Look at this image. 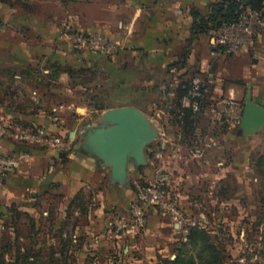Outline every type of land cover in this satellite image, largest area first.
Instances as JSON below:
<instances>
[{
	"label": "rangeland",
	"instance_id": "374dc122",
	"mask_svg": "<svg viewBox=\"0 0 264 264\" xmlns=\"http://www.w3.org/2000/svg\"><path fill=\"white\" fill-rule=\"evenodd\" d=\"M18 1L29 0H0V34L14 32L12 21L21 12ZM38 9L44 15L52 10ZM262 33L264 19L256 38ZM72 44L70 48H77ZM250 57L259 65L254 68L259 78L251 76L253 97L264 106V51ZM31 74L22 89L28 104L27 99L39 96L32 86L40 78ZM14 80L12 72L0 71V96L5 91L4 84ZM240 86L235 98L225 102L211 93L210 104L201 114H195L199 117L195 132L190 133L177 125L173 113L169 120L166 113L158 114L157 106L164 103L156 100L152 120L160 128V135L146 149L147 163L138 166L130 162L124 184L114 182L110 168L83 148L87 129L82 134L78 129L75 135L56 134L65 145L72 143L78 158L91 159L87 161L89 175L87 179L83 177L81 185L78 179H72L63 187L54 188L50 182L23 193L14 191L12 199L0 195V261L264 264V129L248 135L241 133L248 83ZM11 92L15 93V88ZM60 97L67 99L63 94ZM154 99L158 98L150 96V100ZM117 104L112 106L126 105ZM173 105L179 109L175 102ZM229 105L233 107L232 118L226 113ZM98 120L99 116L89 124H97ZM17 122L13 121L14 125L31 124L23 119ZM16 152L28 155L22 163L29 157L27 150ZM74 172L82 176L80 168ZM136 205L144 212L142 225L135 222Z\"/></svg>",
	"mask_w": 264,
	"mask_h": 264
},
{
	"label": "crops",
	"instance_id": "0c3cea01",
	"mask_svg": "<svg viewBox=\"0 0 264 264\" xmlns=\"http://www.w3.org/2000/svg\"><path fill=\"white\" fill-rule=\"evenodd\" d=\"M218 1L21 2V12L12 21L14 32L0 34V71H10L15 77V82L4 84L0 113L8 120L30 121L29 126H24L27 128H45L51 134L65 135L68 132L75 135L76 129L82 134L88 130L91 120L100 117V112L116 103L135 106L154 119L152 115L156 107L153 109V105L163 102L164 105L157 106V112L166 113L169 120L178 89L184 87L191 76L205 79L210 94L215 92L221 98L220 102L235 98L243 82L254 86L251 76L256 74L259 78L258 71L254 74V68L259 65L251 61L250 55L264 51V33L252 46L233 55L217 53L208 39L191 41V10L206 12L210 4ZM31 2L34 3L29 6ZM42 7L52 10L44 15L45 12L38 9ZM79 32L103 35L116 45V50L95 53L87 48H79L81 52L78 48H70L73 36ZM30 68L40 81H35L32 86L35 95H39L34 97L37 100L27 99L28 104L22 89L30 76L25 72ZM77 68L82 70L80 77H72L69 70ZM57 70L58 75L50 78ZM14 88L15 93L11 92ZM62 94L67 99H61ZM94 94L105 99L110 107L102 111L89 107ZM150 96L158 99L152 101ZM71 115L76 119L71 121ZM72 148V143H66L62 149L25 145L7 135H0V154L18 150L29 152V157L18 168L3 176L5 180L0 182V195L12 199L14 191L23 193L50 182L54 188L63 187L72 179H78L81 185L83 177L87 179L89 175L87 161L91 159L78 158ZM76 167L81 169L82 176L76 175Z\"/></svg>",
	"mask_w": 264,
	"mask_h": 264
},
{
	"label": "water",
	"instance_id": "95a60500",
	"mask_svg": "<svg viewBox=\"0 0 264 264\" xmlns=\"http://www.w3.org/2000/svg\"><path fill=\"white\" fill-rule=\"evenodd\" d=\"M99 123L88 125L83 148L97 156L110 168L114 182L125 183L129 164L147 163V147L160 135V128L135 106L112 107L99 117ZM264 129V106L253 99L252 84H248L241 133L253 134ZM5 179L0 174V182Z\"/></svg>",
	"mask_w": 264,
	"mask_h": 264
},
{
	"label": "built area",
	"instance_id": "2783aa9c",
	"mask_svg": "<svg viewBox=\"0 0 264 264\" xmlns=\"http://www.w3.org/2000/svg\"><path fill=\"white\" fill-rule=\"evenodd\" d=\"M264 5L261 10L247 7L244 16L236 23L210 30L208 41L211 47L220 54H233L245 45H253L258 32L263 25ZM77 48H87L95 53L115 51L116 45L103 35L78 33L73 36ZM208 91L207 82L199 76L191 80L188 95L184 99L187 106L198 111ZM226 113L232 118V106ZM225 112V111H224ZM0 135H7L18 142L26 141L44 147L62 149L65 141L59 135L49 133L45 128H27L14 125L0 113ZM28 156L23 152L0 154V174L18 168L22 160ZM166 179V178H165ZM135 222L142 225L145 221L143 209L136 205L134 208Z\"/></svg>",
	"mask_w": 264,
	"mask_h": 264
},
{
	"label": "trees",
	"instance_id": "16d2710c",
	"mask_svg": "<svg viewBox=\"0 0 264 264\" xmlns=\"http://www.w3.org/2000/svg\"><path fill=\"white\" fill-rule=\"evenodd\" d=\"M20 3V1H18ZM264 5V0H220L218 2H214L210 4L209 8L206 12H201L199 10L192 9L191 15L193 17V25H192V38L191 41L194 42V40H199L201 38L208 39L210 30L217 29L225 25H230L233 23L238 22L245 14L247 7H251L255 10H261ZM264 19V16H263ZM213 49V48H212ZM214 50V49H213ZM215 51V50H214ZM225 55H233V54H225ZM32 69L27 70L25 72V75H30ZM82 70L77 69H70L69 73L72 77H80ZM59 70L55 71L51 74L52 79L58 75ZM13 75V73H12ZM197 76V75H196ZM195 76H191L185 83L184 87L178 89L177 92V98L174 100L175 107H178L173 109L172 113L174 114L173 119L179 125L180 127H183L184 131H187L188 133L192 132L193 129H195L194 124L197 122V117L195 116L198 114H201L204 111V107L206 108L210 102H209V87L208 91L206 93V96L201 104V107L198 111H194L192 107L187 106L184 103L185 97L188 95V90L190 88L191 80ZM206 81V80H205ZM208 86V84H207ZM91 99L93 102L89 103V107H94V109H98L99 111L107 109L109 104L103 99L102 97L94 94ZM10 106V105H9ZM13 122V121H12ZM17 122V121H16ZM22 125V124H20ZM29 126V125H23L20 127ZM193 132H195L193 130ZM193 137L195 135H192ZM0 264H6L0 261ZM10 264V263H8Z\"/></svg>",
	"mask_w": 264,
	"mask_h": 264
}]
</instances>
